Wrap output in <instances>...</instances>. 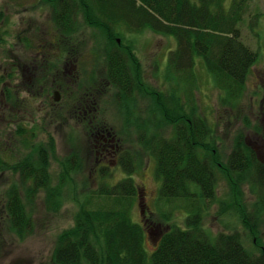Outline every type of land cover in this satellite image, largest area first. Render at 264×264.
<instances>
[{"label": "trees", "instance_id": "obj_1", "mask_svg": "<svg viewBox=\"0 0 264 264\" xmlns=\"http://www.w3.org/2000/svg\"><path fill=\"white\" fill-rule=\"evenodd\" d=\"M43 1L52 10L53 38L62 53L58 63L69 55L68 47L72 51L75 35L86 28L98 30L106 40V75L117 89L116 102L127 120L135 118V103L145 102L142 118L154 124L165 120L171 128L167 137L161 129L150 130L141 122L137 137L155 159L162 183L160 199L172 212L186 211V229L175 225L160 232L157 247L150 252L145 227L132 219L141 191L133 178L137 161L130 153L120 160L126 178L112 186L108 179L113 174L99 170V186H85L78 197L73 180L83 171L78 149L63 160L56 176L52 172L53 160L58 161L55 139L39 143L38 133L27 136L21 125L9 142L11 146L6 149L0 141V174L12 173L0 200L10 229L21 240L33 234L35 198L45 193L46 209L51 213H59L71 200L79 207L75 225L59 238L54 264H264V242H255L261 233L259 214L264 210V195H260L261 209L251 213L242 189L249 184L255 193L264 191V164L242 137L224 161L215 145V130L197 112L194 96L195 69L200 62L221 92L222 105L239 110L251 70L260 59L259 52L242 40L240 24L249 0ZM122 28L174 38L177 47L171 51L166 79L175 85V92L166 94L146 81L135 48L125 41ZM121 36L125 39L119 43ZM58 63L42 66L48 64V73L56 77ZM5 82V78L0 80V110L3 101L13 100ZM178 87H182L185 102L176 92ZM99 129L92 133L97 140L111 134L106 128ZM220 176L230 189L226 200L219 196ZM217 204L223 214L232 210L239 216L243 232L231 226V232L212 236L203 228L209 205ZM162 219L168 223L170 216L164 214ZM246 238L252 240V249Z\"/></svg>", "mask_w": 264, "mask_h": 264}, {"label": "rangeland", "instance_id": "obj_2", "mask_svg": "<svg viewBox=\"0 0 264 264\" xmlns=\"http://www.w3.org/2000/svg\"><path fill=\"white\" fill-rule=\"evenodd\" d=\"M51 11L43 0H0V80L5 78V87L13 97L12 101H3L0 110V141L6 149L11 146L9 142L15 139L14 133L20 125L28 132L27 136L37 132L39 143L53 137L58 161L53 160L52 172L56 176L63 160L77 148L83 164L82 173L73 179L78 197L85 186L89 185L91 189L99 186L101 179L96 178L99 170L106 169L113 174L108 179L112 186L126 178L120 160L130 153L137 161H134L136 172L133 178L141 191L132 219L145 227L146 248L152 252L160 240V232L170 230L175 225L186 229L187 213L185 210L172 212V207L160 199L162 183L156 173L155 159L138 142L137 126L144 122L145 128L161 129L160 133L167 137L171 136L172 130L165 120L159 119L157 125L142 118L146 110L145 102L135 103L132 111L135 118L127 120L125 111L122 112L123 109L116 102L117 89L106 75V40L98 30L86 28L75 35V44L71 43L72 51L68 47L66 52L69 55L58 63L57 59L62 53L58 51L57 40L53 38ZM240 29L243 42L259 52L260 59L251 70L239 110L222 105L221 92L200 62L195 69L197 81L194 96L197 112L207 118L215 130V145L224 161H227L236 141L242 137L254 151L255 158L264 164V0L248 1ZM120 31L127 39L121 36L119 43L125 39L134 46L146 81L166 94L175 92V85L172 83V86L166 79L171 51L177 47L174 38L150 30L132 33L122 28ZM46 63H58L59 74H53L56 77L48 73V64L42 66ZM174 82L177 84V81ZM178 88L176 92L185 102L182 87ZM57 90L61 92L59 102L55 101ZM70 92L73 95H69ZM99 128H106L111 133L109 136L105 133L109 137L108 156L101 154L104 139L97 140L92 134ZM11 176L9 172L0 174V200L9 187L7 184L11 183ZM218 189L220 198L228 199L230 189L221 176ZM242 189L248 210L257 213L261 209L259 206H262L259 202L264 191L255 193L249 184H244ZM44 197L45 193H39L35 198V231L25 240L10 229L6 215L0 210V264H54L53 256L59 238L75 225L79 207L71 200L59 213H51L46 209ZM209 206L203 228L210 235L229 233L233 229L231 226L243 232L240 218L234 211L223 214L222 206ZM164 214L170 216L168 223L162 219ZM259 217L261 233L255 242L262 243L264 210ZM158 234L160 237L157 238ZM251 242L245 239L250 249Z\"/></svg>", "mask_w": 264, "mask_h": 264}, {"label": "flooded vegetation", "instance_id": "obj_3", "mask_svg": "<svg viewBox=\"0 0 264 264\" xmlns=\"http://www.w3.org/2000/svg\"><path fill=\"white\" fill-rule=\"evenodd\" d=\"M103 139H104V143H103L104 148L102 149L101 154L104 156H108V154H109V147H108L109 137H106V135H105ZM112 140L114 141V139H112Z\"/></svg>", "mask_w": 264, "mask_h": 264}, {"label": "water", "instance_id": "obj_4", "mask_svg": "<svg viewBox=\"0 0 264 264\" xmlns=\"http://www.w3.org/2000/svg\"><path fill=\"white\" fill-rule=\"evenodd\" d=\"M61 100V93L59 91L55 92V101L59 102Z\"/></svg>", "mask_w": 264, "mask_h": 264}]
</instances>
